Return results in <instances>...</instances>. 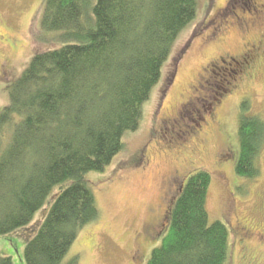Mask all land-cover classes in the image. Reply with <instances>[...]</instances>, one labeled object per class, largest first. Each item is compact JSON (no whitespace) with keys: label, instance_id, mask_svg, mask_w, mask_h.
Here are the masks:
<instances>
[{"label":"trees","instance_id":"obj_1","mask_svg":"<svg viewBox=\"0 0 264 264\" xmlns=\"http://www.w3.org/2000/svg\"><path fill=\"white\" fill-rule=\"evenodd\" d=\"M196 11L197 0H42L39 31L55 34L59 47L32 56L6 86L0 109V235L29 225L58 191L24 248L26 264H63L81 230L98 219L86 177L103 172L122 150L123 134L138 128ZM248 109L240 104L234 171L256 179L264 120ZM210 182L196 170L180 184L146 264H225L228 231L208 224ZM0 264L13 263L0 254Z\"/></svg>","mask_w":264,"mask_h":264},{"label":"rangeland","instance_id":"obj_2","mask_svg":"<svg viewBox=\"0 0 264 264\" xmlns=\"http://www.w3.org/2000/svg\"><path fill=\"white\" fill-rule=\"evenodd\" d=\"M41 8L42 0H0V109L8 103L6 86L32 56L59 47L55 34L39 31ZM263 35L264 0H197L196 17L175 40L138 128L123 134L122 150L103 172L87 175L99 217L81 230L63 264L75 256L78 264H146L169 225L173 181L181 184L196 170L211 177L208 224L219 221L228 231L225 264H264V244L244 241L243 260L234 233L237 219L250 230L264 228V147L259 177L234 171L240 104L247 101L248 115L264 120V46L248 66L207 69L218 57L229 63L226 54L244 53ZM57 194L29 225L0 235L2 256L26 264L24 248Z\"/></svg>","mask_w":264,"mask_h":264},{"label":"flooded vegetation","instance_id":"obj_3","mask_svg":"<svg viewBox=\"0 0 264 264\" xmlns=\"http://www.w3.org/2000/svg\"><path fill=\"white\" fill-rule=\"evenodd\" d=\"M261 38H263V41L262 40L258 41V43L256 45L250 44L249 46L246 47L247 50L244 53H241V54L236 55V56H231L229 54H226L225 57L229 61V63H226L225 60L222 59V57H218L217 62H215V63L210 62L207 65V69L214 72V70L212 68H217L216 66H218V65H222V66L223 65H229V66H231V64L240 68V67H244L245 65H247L249 63V61H252V60L255 61L256 57H258V55H259L260 50L264 46V35ZM7 42H10L8 44L10 47L15 46L14 41H11L10 39H8ZM173 183L175 185L174 190H175V192L178 193L180 182L176 183V181H173ZM235 223H236L237 228L234 229V231H235L234 233L237 236L238 243L241 246L242 259L245 260V259H247V249H246L247 246H246V244H244V241L250 240L252 238H256L257 240L260 241V243L264 244V228H261L257 231H253V230H250L248 228L247 224H245L244 221L241 222L237 219L235 221Z\"/></svg>","mask_w":264,"mask_h":264}]
</instances>
